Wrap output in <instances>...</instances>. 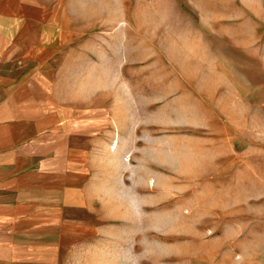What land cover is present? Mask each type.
I'll return each instance as SVG.
<instances>
[{"label": "rangeland", "instance_id": "obj_1", "mask_svg": "<svg viewBox=\"0 0 264 264\" xmlns=\"http://www.w3.org/2000/svg\"><path fill=\"white\" fill-rule=\"evenodd\" d=\"M32 1L56 14L19 22L57 101L130 111V196L87 213L64 264H264V0Z\"/></svg>", "mask_w": 264, "mask_h": 264}, {"label": "crops", "instance_id": "obj_2", "mask_svg": "<svg viewBox=\"0 0 264 264\" xmlns=\"http://www.w3.org/2000/svg\"><path fill=\"white\" fill-rule=\"evenodd\" d=\"M32 4L0 0V264H64L88 233L87 213L130 196V165L120 153L130 148V111L124 122L113 99L112 122L95 123L92 113L57 101L71 88L63 95L44 43L19 22L47 25L56 14ZM113 137L120 150L110 148ZM119 175L129 184L117 186Z\"/></svg>", "mask_w": 264, "mask_h": 264}]
</instances>
